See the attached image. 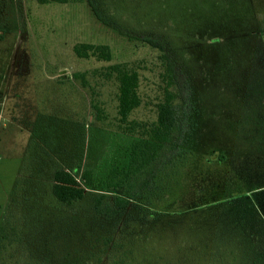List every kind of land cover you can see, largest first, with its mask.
<instances>
[{"label": "rangeland", "instance_id": "rangeland-1", "mask_svg": "<svg viewBox=\"0 0 264 264\" xmlns=\"http://www.w3.org/2000/svg\"><path fill=\"white\" fill-rule=\"evenodd\" d=\"M91 1L107 22L89 0H0V264L122 261L109 258L119 253L108 248L131 203L108 181L114 167L127 168L135 138L117 130L118 76L139 66L143 101L132 118H153L161 92L159 51L142 36L164 35L190 73L195 139L201 150L225 148L237 163L230 172L240 179L231 189L264 181V0ZM80 43L90 45L87 58L74 51ZM59 168L77 176L84 198L56 199ZM262 193L253 200L264 210ZM97 198L121 213L97 214ZM251 209L240 210L244 222H264V212L262 219ZM150 236L124 238L135 264H229L227 249L205 251L212 243L189 242L181 225ZM191 244L199 250L190 252Z\"/></svg>", "mask_w": 264, "mask_h": 264}, {"label": "trees", "instance_id": "trees-1", "mask_svg": "<svg viewBox=\"0 0 264 264\" xmlns=\"http://www.w3.org/2000/svg\"><path fill=\"white\" fill-rule=\"evenodd\" d=\"M89 2L96 17L107 22L106 16L91 0ZM165 38L159 32L141 37L159 51L161 92L152 101L153 118H132L143 101L139 93V66L137 70H131L126 63L113 66L129 67L128 71L123 68L118 76L117 130L135 141L130 148L127 168L114 167L109 175L108 185L124 194L131 203L128 216L116 232L117 240L108 248L119 255L109 258H121L120 264H135L130 255L133 252L129 249L131 243H124V238L148 240L155 228L181 225L189 242L192 237L212 243L210 247L206 245L205 251L218 253L227 249L228 253L222 255L229 264H264V222H244L245 215L240 212L257 209L263 219V207L256 205L253 198L257 200V195L264 193V181L236 193L231 187L240 178L230 172V167L237 168V163H232L226 149L201 150L195 139L200 127L190 73L179 67ZM89 47L80 43L74 46V51L79 57L87 58ZM228 167V175H222L220 169ZM52 192L57 200L67 205L85 195L77 176L65 168L55 170ZM94 211L109 219L121 213L120 209L100 198L94 202ZM225 217L232 221L226 222ZM188 249L190 252L199 250L193 244ZM242 252L246 257L240 260L238 254Z\"/></svg>", "mask_w": 264, "mask_h": 264}]
</instances>
